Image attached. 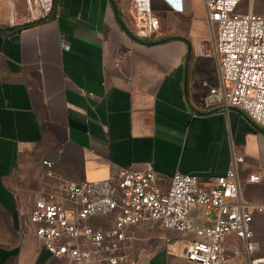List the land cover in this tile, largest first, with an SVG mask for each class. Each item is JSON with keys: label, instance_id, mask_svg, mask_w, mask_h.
Listing matches in <instances>:
<instances>
[{"label": "crops", "instance_id": "0c3cea01", "mask_svg": "<svg viewBox=\"0 0 264 264\" xmlns=\"http://www.w3.org/2000/svg\"><path fill=\"white\" fill-rule=\"evenodd\" d=\"M111 1L118 19L110 0H55L48 20L22 29V0H0V264H71L44 249L29 221L38 193L59 180L100 182L150 164L166 181L179 173L208 186L233 155L243 158L241 200L264 205V130L238 109L198 106L218 83L214 56L199 50L209 28L203 0H152V38L126 0ZM170 37L190 46L188 102L208 114H194L184 94L186 43L154 44ZM253 227L263 252L264 217ZM188 240L155 222L130 226L122 264H193ZM223 245L227 264H247L241 240Z\"/></svg>", "mask_w": 264, "mask_h": 264}, {"label": "built area", "instance_id": "2783aa9c", "mask_svg": "<svg viewBox=\"0 0 264 264\" xmlns=\"http://www.w3.org/2000/svg\"><path fill=\"white\" fill-rule=\"evenodd\" d=\"M133 21L144 20L146 38L156 37L160 22L152 0H126ZM242 0H203L211 39L199 43L203 56H214L218 83L199 98L204 110L238 109L264 130V9L237 12ZM55 0H27L26 24L48 20ZM211 48V49H210ZM68 50V45H64ZM84 96H90L83 93ZM231 157L223 175L208 186L194 175L175 173L168 181L147 164L119 168L100 182L57 181L41 190L29 221L44 249L71 264H122L121 254L133 225L155 222L189 240L183 256L193 264H227L224 238L242 241L247 264H264V251L254 234L255 216L264 205L240 198L237 165ZM51 169L52 163L43 161ZM48 177H52L50 171ZM258 181L257 175L247 182Z\"/></svg>", "mask_w": 264, "mask_h": 264}, {"label": "rangeland", "instance_id": "374dc122", "mask_svg": "<svg viewBox=\"0 0 264 264\" xmlns=\"http://www.w3.org/2000/svg\"><path fill=\"white\" fill-rule=\"evenodd\" d=\"M25 1V3H24ZM22 0V13L25 16V19L27 17V0ZM198 3H200V0H197ZM25 4V5H24ZM254 8V13L261 14L264 9V0H242L240 5L238 6L237 12L241 14H245L248 12L249 9ZM153 10V9H152ZM208 41L211 39V33L210 29L208 28ZM206 40V41H207ZM203 42V41H201ZM205 42V40H204Z\"/></svg>", "mask_w": 264, "mask_h": 264}, {"label": "water", "instance_id": "95a60500", "mask_svg": "<svg viewBox=\"0 0 264 264\" xmlns=\"http://www.w3.org/2000/svg\"><path fill=\"white\" fill-rule=\"evenodd\" d=\"M110 4H111V7H112V10L114 11V14H115V17L118 19V16L116 14V10H115V6H114V3L110 0ZM118 23L120 25V27L126 32V33H129V31L127 30V28L124 26L123 23H121L119 20H118ZM130 34V33H129ZM132 38H134L132 35H130ZM173 39H181L182 41H184L187 45V57H186V63H185V74H184V94H185V97H186V100H187V103L189 105V102H188V96H187V89H186V85H187V69H188V62H189V58H190V46L189 44L187 43V41H185L184 39L182 38H176V37H170V38H167V39H164V40H161V41H157V42H154V44H160V43H164V42H167V41H170V40H173ZM140 42V41H139ZM190 109L192 110V112L194 114H197V115H202V114H208V113H213L215 111H219V109H216V110H212L208 113H202V112H199L197 110H194L190 105H189ZM230 109H233V108H230Z\"/></svg>", "mask_w": 264, "mask_h": 264}, {"label": "trees", "instance_id": "16d2710c", "mask_svg": "<svg viewBox=\"0 0 264 264\" xmlns=\"http://www.w3.org/2000/svg\"><path fill=\"white\" fill-rule=\"evenodd\" d=\"M31 25H33V24H24V25H22V29L26 28L27 26H31Z\"/></svg>", "mask_w": 264, "mask_h": 264}]
</instances>
